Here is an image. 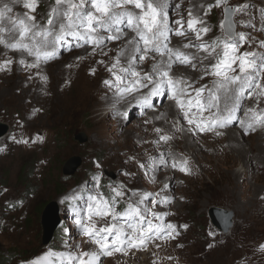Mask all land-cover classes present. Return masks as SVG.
Instances as JSON below:
<instances>
[{
	"label": "rangeland",
	"instance_id": "rangeland-1",
	"mask_svg": "<svg viewBox=\"0 0 264 264\" xmlns=\"http://www.w3.org/2000/svg\"><path fill=\"white\" fill-rule=\"evenodd\" d=\"M195 1L170 0V26L174 27V22L183 17L186 28L187 13L192 9L193 14L203 17L206 26L211 29L203 36L205 43L223 40V6H213L207 16H204L208 5H215V0ZM53 3L54 0H38L39 6L33 13L37 21L46 22L47 13ZM176 4L181 5V10L176 9ZM228 4L249 5L246 11L233 16L235 31L245 33L249 38V42L245 43L240 51L264 54V48L260 47V42L264 41V31L260 30L264 27V18L261 15L264 0H228ZM27 11L23 8L21 0L11 15L23 18ZM7 23L4 22L5 26ZM121 28L128 31L127 27ZM101 35L105 36L103 52H107V55H103L100 49L93 55L92 45L84 44L78 37L65 36L61 44L56 46V55L48 60L41 58L38 69H26L19 64L21 59L32 63L34 57L0 45V121L9 126L8 133L0 138V149H3L0 151V264H31L36 260H40L41 264H70L65 259L69 253L93 250L96 246L89 242V237L84 233L82 226L76 224V220L87 223L88 205L96 203L91 201L90 197L102 195L110 199L114 195L112 188H122L125 191V198L115 205L119 213L127 210V200L135 202L143 195L145 200L141 207L153 208V201H160L166 193H171V199H168L167 203L155 205L153 210L163 215L160 220H153L154 223L174 224L179 235L175 240H157L150 243L147 249L151 250L150 253H147V250H139L149 256L147 264H264V249L260 247L264 245V203H261L264 201V177L260 178L261 181L255 177L235 181L226 178L223 172L207 167L201 182L195 184L192 189L182 191L179 173L170 174L174 175L177 181L174 178L165 181L164 169H173V162L166 167L156 164L161 155L160 151H165V147L170 149V145L168 141L159 139L163 133L157 134L150 130L149 126L148 113L164 108L163 105L169 101L168 91L150 98L151 101L158 100V104L153 103L152 108H143L137 103L146 93H140V98L136 95L129 96L128 99L119 97L126 105L121 112L126 115H121L123 120L120 122L117 121L118 116L106 118L107 107L111 102H102L103 94L101 97V93H97L92 101L77 95V86L83 83L82 79L89 75L91 69L96 68L97 78L102 83L108 80V77L109 80H115L108 70L99 68L106 64L110 66L114 62L113 58L123 48L122 43L125 44V40H108L104 30H101ZM5 36L7 38V34ZM189 36L188 39L196 43L194 34ZM171 37L176 36L173 34ZM51 50V46L42 49L49 52ZM8 59L12 63L5 68L2 62ZM101 60H104L103 64L98 62ZM207 61L208 64L216 62L215 58ZM208 64L199 67L203 71ZM122 65L124 64L121 63ZM181 67L182 65L175 66L174 71L180 72ZM189 69L193 73H199L197 68ZM212 83L211 76L203 80L198 78L194 82L198 87L204 84L211 87ZM104 87L112 90V94L116 92L114 88L105 85ZM248 100L246 90L240 105L247 103L248 107H255L258 111L264 106V100L259 104L255 98ZM103 116L109 123L105 128L99 129L95 122ZM235 118L241 119L240 111L235 114ZM179 119L182 124L180 113ZM225 129L235 130L236 126L231 124L218 131L224 135ZM175 131L179 132L176 128ZM80 133L86 138L83 142L74 138ZM249 133L244 136L248 138L254 132ZM223 135L206 134L198 143L207 144L209 137L218 140L223 138ZM169 136L172 137L171 134ZM198 137L194 136L195 139ZM248 140L251 143L252 135ZM157 142L164 143L157 150L159 154L149 153L139 163L135 162L136 158H126L128 149ZM171 148L175 152L173 161L177 163L186 158L184 146L173 145ZM202 151L209 153L205 147H201ZM250 151L251 156H254V149L251 148ZM118 155H124L125 158L119 160ZM76 156L80 158L81 164L73 173L64 174L62 168L65 161ZM140 164L145 167L141 168ZM176 168L179 172L180 169ZM180 172L184 173V177L191 175L189 172ZM221 179L223 181H220ZM257 188H261L260 193ZM133 192L136 195H133ZM50 201H55L59 223L50 240L42 244L41 213ZM213 206L232 212V225L227 232H221L212 225L208 210ZM256 208L260 211L259 216L263 214L262 218L257 217ZM125 219L126 217L121 215L118 217V223H124ZM185 224L188 225L187 229L181 227ZM99 226L100 224H97V227ZM155 244H160L161 247L157 248ZM209 245L212 247L209 248ZM129 251L133 253L137 250ZM49 252L56 255L46 258ZM169 256L172 257L171 260L167 259ZM123 257L129 258V252L124 256L120 254L119 257L102 256L100 264H121ZM127 264L144 262L130 260Z\"/></svg>",
	"mask_w": 264,
	"mask_h": 264
},
{
	"label": "snow or ice",
	"instance_id": "snow-or-ice-1",
	"mask_svg": "<svg viewBox=\"0 0 264 264\" xmlns=\"http://www.w3.org/2000/svg\"><path fill=\"white\" fill-rule=\"evenodd\" d=\"M20 2L21 0H0V45L19 50L21 53L26 52L28 56L34 57L32 63H26L24 59L19 60V64L26 69H38L41 58L48 60L55 56L56 46L61 44L65 36L78 37L84 44L92 45L93 55L97 49H100L103 55H107V52H103L105 36L101 35V30H104L108 40L120 41L123 38L126 47L122 48L113 58L114 62L107 66L115 80H104L103 84L115 88V94L120 98L135 96L142 89H149L147 94L137 100V103L145 108H152L150 98L163 95L167 89L168 99L175 102L188 124L194 125L189 131L223 135L218 129L225 128L235 119L233 113L239 108L246 90L248 97L255 98L257 104L264 100V54L240 51L241 47L249 42V38L245 33L235 31L233 20L236 13L247 10L248 4L230 6L228 0H215V5H208L204 16H207L213 6H223L224 19L221 21V27L224 30V38L205 43L203 36L211 29L206 26L203 17L193 14L192 9L187 13L186 28L183 17L174 22V27L170 26L168 11L172 6L170 0H54L45 23L37 21L33 15L39 6L38 0H23V8L28 11L23 14V18L13 17L11 14L14 7ZM175 7L179 10L181 5L176 4ZM261 15L264 18V9L261 10ZM5 21L8 22L7 26L4 24ZM122 24H126L127 29L133 33L131 38H128L127 32L120 27ZM260 30L264 31V27ZM173 34L185 39H188L189 34H194L196 43L189 40L182 45L183 49L196 48L198 52H204L206 55L200 57L181 51L180 48L170 47ZM49 46L52 48L50 52L42 51ZM260 47L264 48V41L260 42ZM122 58L126 60L123 66ZM211 58H215L216 62L204 67L199 77L201 80L207 76L213 77L211 87L204 84L199 88H193L192 83L182 75H173L174 67L177 65L195 70L198 64L203 65ZM147 59L154 61L151 70L137 71L139 63ZM2 63L3 67L7 68L12 61L8 59ZM99 63L103 64L104 61L101 60ZM90 71L95 74V69ZM192 92L195 93L194 96ZM205 92L207 96L204 95ZM193 107L198 109L201 117L207 112V117L200 120L190 118L189 113ZM244 116L247 119H241L240 125L245 135L264 127V109L258 111L257 108H248L244 111ZM178 123L175 122L173 127L177 131H182ZM154 131L157 134L162 132L160 128H155ZM159 139L167 142L172 137L163 134ZM187 164L188 161L185 159L180 165V171L188 172ZM171 166L176 168L178 165L174 162ZM140 167L144 168L145 165L140 164ZM111 191L114 195L110 199L102 195L90 197V200L96 203L88 205L87 223H82L80 219L76 220V224L81 225L89 237V242L96 247L90 251H78L77 254L69 253L65 259L70 264H100L102 256L111 257L114 253L127 254L131 249L147 250L150 243L157 240H175L179 235L174 224L154 223L153 220L161 219L163 214L153 209L157 203H167V197L153 201V208H142L145 197L140 195L135 202L127 200V210L119 213L115 205L125 198V191L122 188H112ZM133 195L136 193L133 192ZM121 215L126 217L122 224L118 223V217ZM97 224L100 226L97 227ZM181 227L187 229L188 225ZM155 246L161 247L160 244ZM76 247L79 248L78 245ZM208 247L211 248L212 245ZM260 247L264 249V245ZM54 255L56 254L49 252L46 258ZM167 259L171 260L172 257L169 256ZM31 264L41 262L36 260Z\"/></svg>",
	"mask_w": 264,
	"mask_h": 264
},
{
	"label": "bare ground",
	"instance_id": "bare-ground-1",
	"mask_svg": "<svg viewBox=\"0 0 264 264\" xmlns=\"http://www.w3.org/2000/svg\"><path fill=\"white\" fill-rule=\"evenodd\" d=\"M120 27H126V24L120 25ZM126 32L128 34V38H131L133 33L130 30H128ZM188 38H190V36ZM188 40L189 39L181 40V38H179V37H177V38L171 37L172 45H170V47H172L174 49L180 48L181 51H184L186 53H192L193 55H198L200 57H203L204 55H206V53H204V52H198V50L196 48L183 49L182 45L189 42ZM203 41L205 42V40H203ZM193 43H195V42H193ZM118 45H119V43H118ZM122 46H123V48L126 47V45L123 43H122ZM122 46H120L119 49H121ZM157 59H159L158 56H157ZM207 62L208 61H205L204 65L208 64ZM121 63L125 64L126 60L124 58H122ZM153 63H154V61L152 59H147L144 62L139 63V65L137 67V71L142 70L143 72H149L151 70ZM199 65L200 64L197 65V69L199 70V73H193L190 71L189 67L182 66L180 69L181 71L180 72H176L177 70L173 71V75L174 76H181L182 75L185 79L189 80V82L192 83L193 88H199L200 86L198 87L197 84H194V82L198 80L200 74H202V72H200L202 70L199 67ZM107 66H109V64H106V66L103 65L99 69L107 70ZM142 66H143V68H142ZM102 73H103V71H102ZM97 77H98L97 72H95V74L93 75L92 72L90 71L89 75L87 74L85 76V78L82 79L83 83L80 84L79 86H77V93H78L77 95H79L82 98L90 99L89 101H92L93 98H96L97 93L98 94L101 93L100 94L101 97L103 94L104 97H103V100H101V101L102 102H104V101H110L111 102V104H109L107 107L108 108L107 109L108 117H106V118L118 116L117 121H119V122L122 121L123 118L121 117V115H118L117 113H121L122 111H124V109L126 108V105L124 104L123 101H121V99H119V96H117L115 94L116 92L112 94V90H107L104 87V84L101 81H99ZM109 79L110 78L108 77V80ZM148 91H149V89H142L140 93H142V94L146 93L147 94ZM165 91H167V90L165 89ZM140 93L137 94L136 97L140 98L141 97ZM205 94L207 95V92H205L204 95ZM192 95L194 96L195 93L192 92ZM128 97H127V99H128ZM249 100H250V98H249ZM96 102H98V101H96ZM151 103H152V105H153V103H154V105L158 104V100L154 99L153 101H151ZM98 104H99V102H98ZM245 104L247 105V103L240 105L239 108L237 109L238 111H235L233 113L234 117H235V114L240 111L241 119H247L244 116V111L248 108H255V107H248L249 105L246 106ZM163 106H164V108H160L157 110H151L148 113L149 114L150 130H154L155 128H160L163 131V132H161V134L162 133L167 134V135L171 134V136H172V139H170L167 142L170 145L169 146L170 149L168 147H165L164 148L165 151H160L161 155L159 156L156 164L157 165L159 164V165H162L163 167L164 166L166 167L167 165L171 164L172 162L173 163L176 162V161H173V156L175 155L174 150H172V148H171V147H173V145L174 146L175 145L184 146L185 150H186V154H184L186 156V158H184V160L185 159L187 161L192 160V161H188V164H187V167L189 168L188 174L191 173V175H189L188 177H184V175H183L184 173H181L180 171L178 172L177 170H175L177 168L164 169L166 171L165 181H167L169 178H174V180H175L176 179L175 176L174 175L170 176V174H174V172H176V173H179L178 175L181 176L179 183L181 185L182 191L192 189L195 184L202 181V179L204 178L203 172L206 171L207 167H212L216 170H219L220 173L221 172L224 173V176H226V178L229 177L230 179L235 180V181H239L240 179L245 180L246 178H250V177H255L256 179H260V178L264 177V127L257 128V130L253 134H250L251 132L249 133L250 134L249 137L252 135V140H251L252 144H251V143H249L250 141L248 140L249 137L247 138L244 136L243 129L240 125L241 119L237 120V118H235L234 120H232L227 125V126H230L231 124H235V126H236L235 130L225 129L223 138L220 137L217 140L216 138L209 137V139L206 138L209 140V142H207V144H204L202 142V144L200 145L198 142L204 138L203 135L211 134L212 132L199 133L198 131H196V132L189 131V128H193L194 125L188 124L187 120L183 118V115L180 112V110H179V112H177L178 108L176 107L174 101L169 99V101H166V104ZM221 106H223V100L221 101ZM142 107L145 108L144 106H142ZM261 109H264V106L261 107ZM179 113L181 115V119H182L186 128L184 127V125H182L183 123L182 124L180 123ZM207 115H208V113L205 112L204 116L201 117L198 109H196L195 107H193L189 113L190 118H194L196 120H200L204 117H207ZM156 117H160V119H157ZM104 118H105V116H103L101 119H99L98 121L95 122V124L98 126L99 129L105 128L109 123L107 121V119H104ZM177 121L179 122L178 127L182 128V131H179V132L175 131V127H173V124ZM155 123L157 125L162 124L163 126L161 125L162 127L161 126L156 127L157 125H155ZM138 127H139V125H138ZM186 129L190 134L186 131ZM195 135L199 136L197 138L198 140L194 138ZM161 145H164V143L157 142V144L153 143L152 145L146 143L145 147L139 146V147L130 148V149H128V153H126V158L129 160H134L136 158L135 162L139 163L141 160L144 159V156L149 154V153H154L156 155L159 154V153H157V150H159L158 148ZM201 147H205L209 151V153L205 154L206 152L205 153H203V151L201 152ZM251 148L254 149V156H251V151H250ZM124 155H118L117 158L119 160H121V158L122 159L125 158ZM198 156H202V158H199ZM127 159H125V160H127ZM177 159H175V160H177ZM184 160H181L180 162L177 161V165H178L177 167L179 169H180V165L183 164ZM156 164H155V166H156ZM221 170H223V171H221ZM211 171H213V170H211ZM175 181H177V179ZM220 181H223V180L221 179ZM260 181H261V179H260ZM257 190H259V193H260L261 188L260 189L257 188ZM259 193H257V196H259ZM164 197H167V199H171V193L170 192L166 193ZM258 203H259L258 205H260V207H261V203H264V201L260 203L259 199H258ZM241 210H243V209H241ZM256 210L258 211L257 217L262 218L263 214L261 213V215L259 216L260 211L257 208H256ZM263 220H264V217H263ZM150 251H151L150 249L147 250V253L148 252L150 253ZM128 252H129V258L123 257V258H121V260L118 258L121 261V264H127L128 261H130V260H140V261L144 262V264H147V261L149 259V256L147 255V253L143 254L140 251H136V252L131 253L129 250H128ZM128 252H127V254H128ZM120 254L123 256L125 255L124 253H114L113 256L119 257Z\"/></svg>",
	"mask_w": 264,
	"mask_h": 264
},
{
	"label": "water",
	"instance_id": "water-1",
	"mask_svg": "<svg viewBox=\"0 0 264 264\" xmlns=\"http://www.w3.org/2000/svg\"><path fill=\"white\" fill-rule=\"evenodd\" d=\"M8 131H9L8 124L0 121V138L4 137L8 133ZM74 138L79 142H83L86 139L83 133L75 135ZM80 164H81V160L77 156L69 158L67 161H65L63 165L62 168L63 173L64 174L73 173ZM56 210L57 209H56L55 201H50L49 203H47L42 210L41 213V223L43 228L42 241H41L42 244H46L50 240L55 228L59 223V217L56 213ZM208 214L211 223L214 227H216L222 232H227L230 229L232 225V216H233L231 211L213 206L209 208Z\"/></svg>",
	"mask_w": 264,
	"mask_h": 264
}]
</instances>
